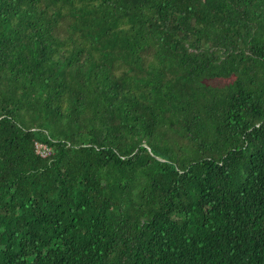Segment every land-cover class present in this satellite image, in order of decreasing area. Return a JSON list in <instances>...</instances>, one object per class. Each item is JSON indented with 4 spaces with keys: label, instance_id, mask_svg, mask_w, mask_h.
Segmentation results:
<instances>
[{
    "label": "trees",
    "instance_id": "trees-1",
    "mask_svg": "<svg viewBox=\"0 0 264 264\" xmlns=\"http://www.w3.org/2000/svg\"><path fill=\"white\" fill-rule=\"evenodd\" d=\"M0 264H264V0H0Z\"/></svg>",
    "mask_w": 264,
    "mask_h": 264
},
{
    "label": "built area",
    "instance_id": "built-area-1",
    "mask_svg": "<svg viewBox=\"0 0 264 264\" xmlns=\"http://www.w3.org/2000/svg\"><path fill=\"white\" fill-rule=\"evenodd\" d=\"M36 150L42 156H46L49 153V150L47 149V147L41 144H36Z\"/></svg>",
    "mask_w": 264,
    "mask_h": 264
}]
</instances>
